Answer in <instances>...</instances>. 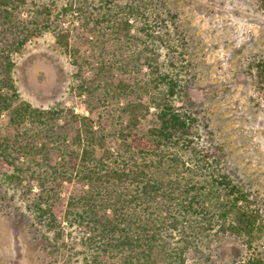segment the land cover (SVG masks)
Returning a JSON list of instances; mask_svg holds the SVG:
<instances>
[{
    "label": "trees",
    "instance_id": "obj_1",
    "mask_svg": "<svg viewBox=\"0 0 264 264\" xmlns=\"http://www.w3.org/2000/svg\"><path fill=\"white\" fill-rule=\"evenodd\" d=\"M115 1L75 2L82 24L71 39L58 20L72 2L53 15L45 2L0 0V120L6 115L15 134L0 129L3 180L26 183L17 190L47 229L60 227L55 234L63 235L62 221L78 224L90 264H186L215 252L217 264H264L263 199L223 172L221 159L197 141L196 118L177 105L184 94L188 98L184 60L169 56L163 68L153 35L157 22L151 24L141 4ZM258 2L264 9V0ZM45 30L72 54L77 92L86 93L97 119L64 103L41 109L21 97L13 56ZM131 72L139 74L133 82L117 77ZM65 182L87 188L64 206ZM229 237L242 241L246 255L224 252Z\"/></svg>",
    "mask_w": 264,
    "mask_h": 264
},
{
    "label": "rangeland",
    "instance_id": "obj_2",
    "mask_svg": "<svg viewBox=\"0 0 264 264\" xmlns=\"http://www.w3.org/2000/svg\"><path fill=\"white\" fill-rule=\"evenodd\" d=\"M133 1L141 4L151 24L157 22L153 25V35L160 47V62L165 63L169 56L178 58V62L184 60L186 67L181 78L188 98L184 94L177 105L187 106L196 118L200 146L221 159L223 172L264 202V9L258 0ZM27 2L50 4L53 15L72 2L74 7L68 14L57 19L69 31L71 39L82 24L74 4L83 0ZM23 15L26 16L25 11ZM86 36L95 39L89 31ZM171 45L178 48L170 50ZM83 49L90 52L88 44ZM13 60L14 82L24 100L41 109L64 103L81 116L97 119L98 113L91 115L89 111L86 93L77 92L80 81L77 65L54 31L45 30L31 36ZM168 67L163 64L164 69ZM90 74L91 67L86 68L85 75ZM117 77L133 82L139 74L122 73ZM0 129L3 134L15 135L6 115L0 120ZM3 179L0 174V264H90L84 256L83 232L78 224L62 221L63 235L55 234L60 227L47 229L31 203L17 190L26 183L9 184ZM86 188L76 182H65L60 192L61 202L65 206L71 195ZM33 190L39 191L35 185ZM222 243L226 254L232 255L233 248L241 255L248 252L240 239L229 237ZM260 246L264 251V236ZM218 262L215 252L210 259L199 255L189 257L186 264Z\"/></svg>",
    "mask_w": 264,
    "mask_h": 264
}]
</instances>
